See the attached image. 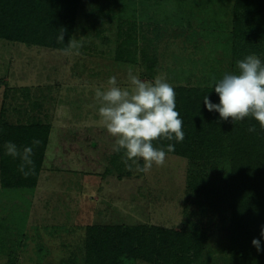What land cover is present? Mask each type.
<instances>
[{"label":"trees","instance_id":"1","mask_svg":"<svg viewBox=\"0 0 264 264\" xmlns=\"http://www.w3.org/2000/svg\"><path fill=\"white\" fill-rule=\"evenodd\" d=\"M159 1L180 16L183 0H0V40L63 51L75 36L80 14L86 39L107 42L106 33L115 27L114 60L131 63L135 62L132 55H138L149 73L155 58L149 54L150 41L144 34L154 22L149 17V22L137 24L135 17L140 18L136 14L139 11L142 18L149 16L148 10ZM231 13L230 32L210 34L218 39L221 50L229 53L226 70L217 75L211 72L209 85L203 88L174 87L184 140L153 141L154 147L165 149L173 143L175 151L167 155L187 161L184 206L187 208L190 202L192 207L184 213L185 220L177 229L87 226L83 264H216V259L222 264H264V129L251 116L235 122L231 118L222 120L218 112H209L203 103L208 95L212 103L219 104L215 82L226 73H235L237 61L255 54L264 63V0H233ZM62 28L66 29L64 41L58 42ZM250 127L255 131L249 132ZM51 131L49 125L40 122L11 124L0 118V191L4 196L8 190L33 191L48 164L52 170L66 169L60 157L51 159L57 152L49 148ZM93 131L102 134L107 144L113 141L107 130ZM33 140L40 144L33 145ZM8 141L21 150L33 147L34 170L29 175L19 170L18 158L6 155L4 144ZM79 141L91 151L100 148L98 139L80 130L68 135V151H77ZM64 146L61 140L63 150ZM110 149V145L102 148L100 158L122 170L124 150ZM90 158L82 153L87 165ZM3 226L6 224L0 223V245L6 250V264H17L22 235L12 223L4 232ZM8 231L10 240L3 237ZM209 231L222 236L213 250H208ZM253 239L260 240V252L252 245Z\"/></svg>","mask_w":264,"mask_h":264},{"label":"rangeland","instance_id":"2","mask_svg":"<svg viewBox=\"0 0 264 264\" xmlns=\"http://www.w3.org/2000/svg\"><path fill=\"white\" fill-rule=\"evenodd\" d=\"M163 4L151 7L149 16L142 18L139 11L140 18L135 17L137 24L149 17L154 22L144 34L155 58L149 73L138 55H132L131 63L114 60L115 27L106 33L107 42L86 39L80 14L74 36L83 43L80 55L0 40V118L11 124L49 125V148L57 149L51 159L60 157L67 165L65 170H52L48 164L33 191L8 190L5 196L0 191V223H12L22 235L17 264H83L85 230L90 225L177 229L185 220L184 213L192 207L190 202L184 206L185 159L167 155L163 166L154 164L148 172L138 171L132 161L124 162L122 170L114 169L100 156L107 145L114 151L115 138L107 144L93 131H106L95 90L106 88L111 76L121 87H130L131 69L142 81L159 75L173 87L203 88L209 85L211 72L226 70L229 53L210 34L230 32L233 0H183L178 17L173 7ZM80 130L98 139L100 148L91 151L79 141L77 151L69 152L68 135ZM82 153L91 157L88 165ZM143 165L140 159L139 167ZM215 233L209 231L208 250L221 241V234ZM9 235L8 231L3 237L10 240ZM5 251L0 245V264H6ZM216 264L222 262L216 259Z\"/></svg>","mask_w":264,"mask_h":264},{"label":"clouds","instance_id":"3","mask_svg":"<svg viewBox=\"0 0 264 264\" xmlns=\"http://www.w3.org/2000/svg\"><path fill=\"white\" fill-rule=\"evenodd\" d=\"M66 29H60L58 42L64 41ZM83 47L81 39L71 37L67 47L63 50L66 55H80ZM130 87L118 85L117 78L111 76L107 87H98L95 97L100 102L98 110L107 132L115 138L113 150H124L127 161L137 165L138 171L148 172L153 165L163 166L167 153L175 151V145L169 143L166 149L154 147L156 140H184L183 121L176 110V93L174 87L163 76H156L154 81H142L128 72ZM214 91L219 97V104H214L208 95L203 103L209 112H218L222 120L229 118L242 121L246 117H253L264 129V63L251 54L237 61V71L226 73L215 82ZM250 127L249 132H254ZM33 145H39V140H33ZM6 155L18 158L21 163L19 170L29 175L34 170L33 147L25 146L21 150L8 141L4 144ZM144 161L139 167V161ZM28 171H25V169ZM264 237V227L261 228ZM252 245L260 252L261 243L252 240Z\"/></svg>","mask_w":264,"mask_h":264}]
</instances>
